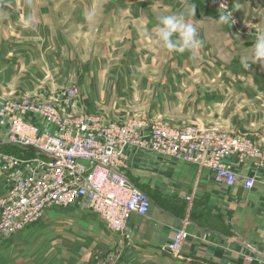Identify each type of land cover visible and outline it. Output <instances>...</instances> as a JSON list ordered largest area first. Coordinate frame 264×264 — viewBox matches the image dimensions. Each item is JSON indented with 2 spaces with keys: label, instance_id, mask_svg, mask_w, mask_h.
<instances>
[{
  "label": "crops",
  "instance_id": "1",
  "mask_svg": "<svg viewBox=\"0 0 264 264\" xmlns=\"http://www.w3.org/2000/svg\"><path fill=\"white\" fill-rule=\"evenodd\" d=\"M69 2L71 3V0ZM80 3L83 9L78 11L81 17L79 16L77 25L82 28L83 21H88L87 14L98 12L100 19H103L102 28L100 27L99 30L105 33V36L102 33L101 41L95 45L96 61L86 60L80 66L79 81L95 86V99L91 103H88L89 99L86 95L83 96L80 87L79 102L88 113L113 121H125L135 115L163 117L165 122L176 127L204 125L202 128H206L217 125L224 131L256 135L254 142L264 147V64L252 63V56H247L253 52L255 41L242 36H233V38L232 31L228 28L227 31L210 30L211 27L216 28L218 21L199 12L200 10L190 0H139V3L134 5V12H131V0H81ZM98 6H103V10H98ZM0 11L4 13L2 14L5 23L8 21L7 18L9 19L7 27H11L12 30L18 22L26 28L25 22L31 17L28 26L31 30H26L24 33L30 38L36 37L44 41L43 47L38 44L37 47L25 53L28 56L26 61L23 55L12 61H15L13 67L16 70H24L25 66L21 63L23 61L29 65V68L39 73L43 70L71 69L72 49L71 56L56 55L69 47V39L64 34L59 33L54 36L49 30L39 31L42 21L55 24L48 20L51 10L48 11L37 0H0ZM166 15H182L186 23L194 25L198 29L201 41L195 55L200 58V61H205L206 66L210 63L215 70L217 67L220 75L223 74L229 80L232 76V79L235 78V81H227V87L223 91H209L201 95L204 96L202 99L201 96L199 98L207 103V108L203 110L208 112L215 109L223 110V125L199 120L194 108L183 105L180 107L177 98L175 101L177 104L174 107L168 104L169 98L178 97L179 85L184 87L188 81H161L159 86L166 85L165 94L161 95L165 102L159 101L161 106L148 105L149 108L146 110L144 105L147 101L137 94L136 87L146 86L145 90H148L153 87L151 81H141L138 73L133 74L131 78V72H124L117 76L115 79L118 81L106 78L109 69L115 68L113 63L116 59L114 55L105 56L104 54L111 52L118 54L116 50L119 49L120 42L131 45V24L129 30L125 26L131 21L137 22L135 27L138 32L132 34V38H143L151 46V41L154 44L158 42L154 40L158 39L156 29L159 19ZM95 20L99 19L95 18ZM3 31L7 39L9 32ZM125 33L128 41L122 40ZM43 34L47 36L45 39ZM216 37L220 40H215ZM141 41V39L138 40L137 44H142ZM9 42L7 40L4 43V58L9 51ZM152 54L149 55L148 52L149 56ZM109 60L113 63H109ZM151 61L152 57L146 54L141 58H132V61L131 58L125 57L121 61L123 62L122 70L124 71L125 66L127 70H131L133 66L139 69L140 66L150 64ZM38 62L39 65H35ZM125 62L128 64L125 65ZM194 64H196L195 57H192L191 62H185L178 57L168 65L174 70L186 67L192 70L198 65L199 67L195 69H201L199 63ZM245 64L249 66L245 67ZM130 78L138 81H129ZM13 82L8 80L5 73L0 74V85ZM114 84L119 85L121 90L129 87L128 91L120 93L121 97L117 98L119 101L110 100L113 90L111 87ZM183 92L179 95L182 100ZM64 95L60 94L56 103L62 110L67 111L74 101H64ZM190 95L193 96L187 94L186 98L190 99ZM240 98H245L242 103L239 101ZM142 100L144 102H141ZM98 103L100 109H93L97 108ZM198 109L200 110L199 107ZM171 112H177V114L172 115ZM237 116L245 120L237 124L234 121ZM170 117H175V121ZM247 117L252 118V121L254 119L251 124H255V128L249 129L244 125ZM181 118L189 120L183 121ZM32 120L42 130L51 129L39 117H32ZM234 122L238 126L236 131ZM7 136L8 123L0 117V148L2 149L6 148ZM10 151L16 153L14 150ZM128 156V168L125 171L127 177L136 188L146 192L151 199V206L146 216L132 213L128 220L127 233L130 235L131 264H256L246 262L241 253L264 254V161L260 165L257 159L241 158L237 155H231L225 159L240 178H255L254 187L246 189L241 182L228 186L216 181L213 171L209 168H199L195 164L176 161L147 150L129 147ZM30 171L31 167L28 165H21L9 171L0 169V197L8 192L18 178ZM55 225L58 226L54 227ZM61 226L71 231L74 238H85L92 233L98 243L105 245H113L121 239L120 234L113 231L101 215L91 210L87 203L77 201L69 206L48 209L41 221L3 238L0 245V264H23L28 255L37 252L38 246H33L30 241L32 236L44 229H63ZM183 228L187 231L188 237L182 243L180 255L169 254L167 245L173 243L177 230ZM42 233L43 231L40 234ZM64 238L67 240L66 236ZM21 254L27 256H23L22 260Z\"/></svg>",
  "mask_w": 264,
  "mask_h": 264
},
{
  "label": "built area",
  "instance_id": "2",
  "mask_svg": "<svg viewBox=\"0 0 264 264\" xmlns=\"http://www.w3.org/2000/svg\"><path fill=\"white\" fill-rule=\"evenodd\" d=\"M208 2L227 12L226 0ZM66 96L74 101L67 111L40 98L10 99L0 105V117L8 123L6 145L18 149L15 153L0 148V169L31 167L0 197V245L6 236L41 221L48 209L77 201L87 203L113 231L130 237L127 226L131 214L146 216L151 199L125 173L129 147L209 168L216 181L228 186L241 182L251 189L255 185L254 177L240 178L225 161L237 155L252 157L262 165L264 148L251 139L215 126L176 127L160 117L105 120L85 110L78 89L71 88ZM32 117L41 118L51 129L42 130ZM187 237L184 228L178 229L166 249L179 256ZM255 258L264 264V254L246 256L248 261Z\"/></svg>",
  "mask_w": 264,
  "mask_h": 264
},
{
  "label": "rangeland",
  "instance_id": "3",
  "mask_svg": "<svg viewBox=\"0 0 264 264\" xmlns=\"http://www.w3.org/2000/svg\"><path fill=\"white\" fill-rule=\"evenodd\" d=\"M37 1L39 4H43V7L47 8L48 11L51 10V12L49 13L50 15L48 17V20L55 23L52 25L42 21L40 23L39 31L49 30L51 31L50 34H53L54 36H57L60 33L64 34L67 39H69V47L65 50L59 51L58 53H56V55L71 56L72 53L70 52V50L72 49V67L69 70H63L62 68L57 71L43 70V72L39 73V71L33 70V68H29V65L23 61L21 63H23L25 66L24 70H16L13 67L15 65V61H12L16 57L20 58L22 55L26 61V59H28V56L25 53L28 50L37 47L38 44L43 47L44 41H41L42 39H38L36 37H28V34L24 32H26V30H31V28H24L23 25L19 22L16 24V27L13 30L10 29L11 27H7L9 19L7 18L8 21L7 23H5V21L3 20L4 13L0 11V74L2 75L5 73L9 81H14L13 83L8 85H0V104L2 105L5 101L10 99L40 97V99L53 101V103H56L60 94H65L63 96V100L66 101L69 100L66 96L67 91H69L71 88H76L78 89L80 95V87L82 89L83 96L86 95V98L89 99L88 103H91L95 99V86L79 81L80 66L86 60L96 61V55L94 53L96 50L95 45L102 39L103 31L99 29L100 27L102 28L101 24L103 19H100V17L98 16V12H94L93 21L91 23H89L88 21H83V27L80 28L77 24L79 23V18L81 17L78 11L83 9V5L80 6L81 0H71V3L69 2V0ZM190 1L200 10L199 12H202L209 17H213L214 19L216 18V21L219 20L220 14L224 13L215 4L208 2L209 0ZM226 1L228 7L227 12L232 13L233 21L228 24H220L219 22H216V28L211 27L209 29H216V32H218L225 30L227 31L228 28L232 31V37L242 36L246 39H250L251 41H256L257 32L264 31V0ZM137 3H139V0H131V12H134V5ZM103 8V6H98V10H103ZM207 8H213L215 9V11L212 12V14H209V10ZM95 18H98L99 20H95ZM130 24L131 45H127V43L125 42H120V45H118L119 49L117 48L118 50H116V52L118 51V54H114L115 52L104 54L105 56L114 55L116 59L115 63L109 60V63L115 64V68H113V70L109 69L106 78L110 79L111 81H118L115 79L117 76L124 72H131V78H133V74L138 73V77L141 78V81H151L153 87H150L148 90H145V88H147L146 86H142L141 88L136 87L137 94L140 95V97L144 98V101H147L144 105L146 110L149 108V106H156L155 104L160 105L159 101L165 102V100L161 98V95L165 94L166 85L159 86L161 81H188L187 85H185L184 87H181L182 85H179L178 91L180 92H178V97L169 98L170 101L168 104L174 107L177 104V102H175L177 98V101L180 102V107H182L183 105L190 108H194L195 113H197L200 118L199 120L205 121V123L215 122L213 124L223 125V110L219 111L218 109H215L210 110L209 112L207 110H203V108H207V103L201 101V99L204 97L201 95L207 94L209 91H223V89L227 87V81H235V78L232 79V76L231 80H229L223 74L220 75L217 71V67L215 70V68H212L210 63L208 64V66H206L205 61H200V58H198V56L196 55H193V53L190 51H185L184 53H175V51H168L162 48L159 42H155L154 44V42L151 41L150 46V44L147 43V41L143 38H132V34L138 32L135 27V25H137V22L135 23L131 21V23H128L125 28L129 30ZM3 30H7L9 32H7V39V35H3ZM43 36L44 39L47 37L46 34H43ZM103 36H105V33H103ZM140 39L143 43L138 45L137 41ZM7 40L8 42L10 41L8 46L9 51L7 53V56L4 58V43ZM122 40L128 41L126 33L122 36ZM215 40H220V38L216 37ZM154 41H158V39ZM21 45H23L24 47H22ZM150 47H152V49H150ZM217 49L218 44L216 50ZM148 52L149 55L153 53L152 56H149ZM144 54H146L148 57H152V61L150 62V64L146 63L145 65L140 66L139 69H136V67L133 66L130 68L131 70H127L128 68H126L125 66L124 71L122 70L123 62L121 63V61H123L125 57L131 58L132 61V58H141ZM247 56H252V53H249ZM178 57L180 59H183L185 62H191L192 57H195L196 64L198 65L199 63L201 69H195L198 68L199 65L195 68H192V70L188 69V67L181 70H174L172 68H169L168 64H172V62ZM105 58H100V60H105ZM126 64L128 63L125 62V65ZM35 65H39V62ZM131 78L129 79V81H138L133 80ZM31 88H34V90H31ZM128 88H124L125 90H121V87L119 85L114 84L111 87V89L113 90L111 93L110 100L119 101L117 98L121 97L120 93H122V91H128ZM193 88L194 90H192ZM233 89L234 91H236L235 88ZM182 91H184L183 100L179 96ZM187 94H192L193 96L190 95L189 99L186 98ZM200 96L201 99L199 100ZM244 99L240 98L239 101L242 103ZM144 101L142 100L141 102ZM115 103L118 104L117 102ZM133 104L134 103H132V105ZM161 104L164 105L165 103ZM243 104H245V102H243ZM99 105L100 104L98 103L97 108L93 109H100ZM258 105H260V103H258ZM198 107L200 108V110L198 109ZM171 114L175 115L177 114V112H171ZM170 119L175 121V117H170ZM181 119L183 121L189 120L185 118ZM243 120L245 119L240 118L238 116L234 118V121L237 124L243 122ZM251 122H254V119L252 121V118L247 117L244 125L247 126L249 129L255 128V124H251ZM203 126L204 125H199L197 127L202 128ZM211 126L219 128V126L217 125ZM235 127L236 128H234V130L236 131L238 126L236 125ZM219 129L222 130L221 128ZM227 132L232 133L230 131ZM232 134L244 136L248 139H251L253 142L254 136H256L249 134H238L236 132ZM3 150L16 151L18 149L6 145V148H3ZM19 154L22 155L21 153ZM57 226L58 225H55L54 227ZM61 227L64 229L63 226ZM63 229H44L42 230V234H40L42 232L41 231L37 235H33L30 241L32 242L33 246H38L37 252L28 255L29 257L23 261V264H131V257L129 256V252L131 251V245L129 243L130 239L126 236V234H120V242H115L113 243V245H105L101 242L98 243L92 233H90L88 237L78 239L73 237L74 234L71 231L69 232ZM64 236H66L67 240H65ZM163 252L168 253L167 251ZM248 255L251 254L246 252L241 253L242 258L246 262L260 264L257 258H255L253 261H248L246 259V256ZM23 256L27 255L21 254L20 258L22 259ZM69 257L71 258L69 259Z\"/></svg>",
  "mask_w": 264,
  "mask_h": 264
},
{
  "label": "clouds",
  "instance_id": "4",
  "mask_svg": "<svg viewBox=\"0 0 264 264\" xmlns=\"http://www.w3.org/2000/svg\"><path fill=\"white\" fill-rule=\"evenodd\" d=\"M93 16L94 13H88L86 18L91 22ZM231 21H233L232 13L224 12L220 14L218 20L220 24H228ZM29 22H31V17L25 22V27L29 26ZM156 34L161 47L168 51L179 53L190 51L195 55L196 50L201 45L198 29L194 25L186 23L182 15H166L160 17ZM257 62L264 64V31L257 32L253 47L252 63ZM248 66L245 64V67Z\"/></svg>",
  "mask_w": 264,
  "mask_h": 264
},
{
  "label": "trees",
  "instance_id": "5",
  "mask_svg": "<svg viewBox=\"0 0 264 264\" xmlns=\"http://www.w3.org/2000/svg\"><path fill=\"white\" fill-rule=\"evenodd\" d=\"M207 9L209 10V11H208L209 14H212V12L215 11V9H213V8H211V9H210V8H207Z\"/></svg>",
  "mask_w": 264,
  "mask_h": 264
}]
</instances>
